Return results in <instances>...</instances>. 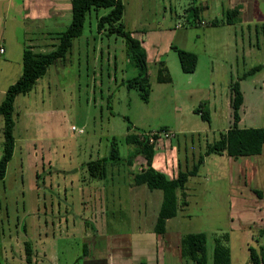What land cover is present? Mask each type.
<instances>
[{
    "label": "rangeland",
    "instance_id": "obj_1",
    "mask_svg": "<svg viewBox=\"0 0 264 264\" xmlns=\"http://www.w3.org/2000/svg\"><path fill=\"white\" fill-rule=\"evenodd\" d=\"M120 1L119 21L144 50L147 100L137 88L126 87L137 68L125 54L117 22L97 30L98 18L109 8L90 9L66 59L49 65L27 93L14 97L13 149L0 180V264H81L83 237L93 231L151 230L138 216L143 209L129 202L135 156L126 163L133 152L124 140L127 133L159 138L155 151L167 171L156 160L150 165L171 178L230 124V82L238 83L243 97L238 125L264 126V69L248 73L264 63V0ZM31 4L0 1L5 47L0 54V102L21 73L22 49L32 43L55 44L57 32L70 21V14L57 25L27 19L24 10ZM235 6L238 16L227 24L225 12ZM193 7L201 9L199 24L191 23ZM50 30L54 33L48 37ZM44 46L45 51L52 48ZM173 46L196 54L193 72L181 71ZM160 74L168 79H158ZM205 111L208 122L200 117ZM1 126L0 116V155ZM162 126L167 128L160 131ZM112 146L121 160L106 164L103 179L90 177L87 161L109 156ZM225 157L204 156L196 176L188 177L186 186L192 189L178 230L205 233L206 264H212L213 238L227 232L231 264H246L245 243L254 242L236 225L245 218L264 221V197L257 200L249 190L264 193V146L259 154L230 158V184ZM151 191L160 198V190ZM155 205L152 198L149 216Z\"/></svg>",
    "mask_w": 264,
    "mask_h": 264
},
{
    "label": "trees",
    "instance_id": "obj_2",
    "mask_svg": "<svg viewBox=\"0 0 264 264\" xmlns=\"http://www.w3.org/2000/svg\"><path fill=\"white\" fill-rule=\"evenodd\" d=\"M70 2V21L62 32H58L57 42L52 44V48L46 52L33 51L31 47L25 46L21 53V73L19 77L9 84L0 102V116L2 119V153L0 155V180H2L5 172L6 163L11 157L13 149L12 138V103L17 94L27 93L34 85L36 79L44 75L49 65L55 61L65 60V55L69 53L72 40L79 36L82 31L85 14L90 9L109 8V11L101 15L97 20V30L104 25H113L117 22L115 31L121 36L124 42L125 54L133 61V65L137 68V74L129 79L126 83L127 88H137L142 100H147L149 92L148 75L145 64V54L139 39L133 37L130 31L124 30L122 23L119 21L123 11V5L120 0H69ZM199 7L191 9L192 24H199ZM239 8L237 6L226 10L225 22L232 24L238 16ZM210 24H215L211 21ZM176 51L179 67L182 72H193L196 66L197 56L195 53L186 51L173 46ZM264 69V63L253 66L248 73L252 74L257 70ZM162 71L161 68L158 69ZM158 79H168L167 75L158 76ZM229 108L231 113V122L227 128L218 133V137L210 142H204L202 153H199L195 161L189 167L178 170L173 178H167L162 172L156 171L150 165L153 155V141L148 143L147 137L136 133H127L124 137L126 144L133 146V152L130 153L126 162L140 154L144 159V167L140 171L135 172L132 176L133 184H145L149 189H158L162 193L161 203L158 209L157 217L153 230L157 233L163 231L164 220L175 215L176 212V196L175 190L182 188L187 178L196 174L199 166L203 161V156L215 153H225L234 158L238 156H246L258 154L261 145L264 143V126L260 127H240L238 121L240 119L239 109L241 107L243 97L236 81L229 83ZM197 112V109H195ZM203 120L209 121L208 112L205 111L200 115ZM167 127H160L164 130ZM128 129V127H127ZM154 135V140L156 139ZM119 158L118 151L112 146L109 156L100 157L95 160L87 161L86 170L90 177L102 179L106 175V164L117 161ZM226 239V234L220 236ZM220 237H215L213 247V264H229L228 248L222 243ZM192 248L196 253L202 252V240L199 236L193 235L191 239ZM249 264H259V254L255 248L248 247Z\"/></svg>",
    "mask_w": 264,
    "mask_h": 264
},
{
    "label": "crops",
    "instance_id": "obj_3",
    "mask_svg": "<svg viewBox=\"0 0 264 264\" xmlns=\"http://www.w3.org/2000/svg\"><path fill=\"white\" fill-rule=\"evenodd\" d=\"M0 1H4L5 4H9V0H0ZM31 2H32L31 8L29 7L28 10H24L25 11L24 16L27 17V19L30 18V20H35L37 18L45 19L46 21L50 20L52 23L57 25L58 20L60 18H66L70 14L69 0H33V1L31 0ZM53 33L54 31L50 30L46 34L48 35V37H50L49 35ZM52 44H53L52 42L48 44L32 43L29 44L28 46L31 47L33 51L46 52L43 49L46 48V46L44 45H50L52 47ZM36 45H38L36 47L38 50H34L35 49L34 46ZM0 47L2 48V54H4L5 47L3 45L2 35L0 36ZM158 139L159 138L153 140V155L150 164L154 163V161L156 160L157 167L160 170L163 169L167 171L166 161L161 159L160 158L161 154H156L157 151H155V145ZM263 146L264 143L261 145V149ZM210 154H215V153H210ZM139 155L140 154H137V156L135 155V157L131 160L130 165L133 167L132 171L138 172L142 167H144L145 164L144 159H142ZM217 155L226 156L225 175L228 184H230V171L232 173L230 158H233V160L235 161V159L237 158L250 156V155H246V156H238L234 158L225 153L217 154ZM252 155H256V154H252ZM119 160H121L120 157L118 158L117 161ZM117 161H114L115 164ZM171 164H173V161ZM202 164L203 161L201 165ZM130 173L132 174L131 171ZM106 174H107V169H106ZM196 174L193 176H196ZM175 176H172L171 178ZM187 181L188 178L186 182L183 184L182 188H177L175 190V196H176L175 215L170 218H166L164 220L163 231L159 233L155 232L153 230V227L161 203L162 193L160 198L155 199L154 198L155 195L153 196L151 195L152 191L149 190L145 186V184L143 183L133 184L130 182L128 186L129 202L132 204V206L136 205L137 207L143 209V212L138 216H140L142 219H146L149 222V224L151 225V230H145V229L125 230V231L115 230L105 233L102 232L99 235H97V232L93 231L92 235L90 234L91 237H83L81 254H78L82 262L81 264H206L207 258H206L205 233L203 231L183 232L181 230L180 231L178 230V225H180V222L184 220L186 217L185 210L187 209L189 203V199H188L189 191H191L192 189L190 187L191 186L190 184L189 186H186ZM152 190H156V189H152ZM249 190L252 194L256 196L257 200L263 199L264 193L261 190L255 188H250ZM152 198L156 203V205L155 208L151 209L152 210L151 215L149 216L150 213L149 212L147 213L146 208L148 204L151 202ZM228 204L230 208V198ZM144 210H146V212ZM173 221L175 222L170 227H168L169 223ZM236 229L248 231L249 233L248 235L250 236L249 238L251 241L254 242V245H248V243H245L247 253L249 246L255 248V250L259 254V264H264V221L263 223L261 222V220L258 219L246 221L245 218V220L242 219V222H239L238 225H236ZM223 234H226V239H222L220 237ZM193 235L199 236L202 240L203 249L200 254L196 253L192 248L190 241ZM216 237H220L222 239V243L227 246L228 254H229L228 255L229 264H231L232 257H231V250L228 246V241H229L228 233L222 232L220 235ZM212 258H213V248H212ZM75 264L78 263L76 262ZM246 264H249V261H247Z\"/></svg>",
    "mask_w": 264,
    "mask_h": 264
},
{
    "label": "built area",
    "instance_id": "obj_4",
    "mask_svg": "<svg viewBox=\"0 0 264 264\" xmlns=\"http://www.w3.org/2000/svg\"><path fill=\"white\" fill-rule=\"evenodd\" d=\"M0 53H2V48L0 47ZM72 129H73V127H72ZM155 135V134H154ZM154 137V136H153ZM148 141H149V143L150 142H152L153 141V139L150 137L149 139H148Z\"/></svg>",
    "mask_w": 264,
    "mask_h": 264
}]
</instances>
